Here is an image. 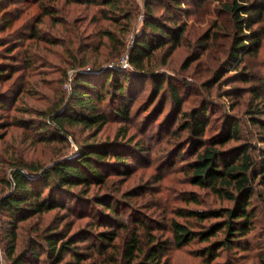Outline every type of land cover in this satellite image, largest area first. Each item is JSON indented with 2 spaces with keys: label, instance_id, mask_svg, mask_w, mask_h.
I'll return each instance as SVG.
<instances>
[{
  "label": "trees",
  "instance_id": "16d2710c",
  "mask_svg": "<svg viewBox=\"0 0 264 264\" xmlns=\"http://www.w3.org/2000/svg\"><path fill=\"white\" fill-rule=\"evenodd\" d=\"M2 1L9 0H0V3ZM82 1L102 6V19L113 26L124 23L119 37L129 31L135 0ZM155 1L145 0L144 35L133 43L128 56V69L86 68V59L74 56L72 67L76 70L72 74L67 100L62 95L54 104L40 111L18 107L17 113H24L28 118L0 124V129L17 126L30 133L27 139L31 141L36 135L38 142L66 140V128L76 125L99 131L110 117L128 118L133 102L144 91L143 81L147 79L151 82L149 106L158 98L160 102L165 100L164 103H170L171 115H178L180 119L176 130L171 133L179 141L175 152L179 147V151L187 145L192 147L193 159L186 165L187 180L194 186L210 190L227 201L229 206L178 211V215L192 219V222L186 224L169 220L171 239L166 240L154 233L146 216H133L129 204L121 202L129 197L130 192L122 193L119 201V196L109 192L90 196L94 185L105 189L108 182L104 168L126 165L128 156L114 150L110 152L105 144L85 145L76 156L54 160L49 165L13 158L10 153V158L0 163V191L8 187V191L0 197V215L1 220L3 218L1 230L4 218L10 230L6 234L8 242L5 247L9 264H168L166 256L170 247L180 249L193 242L204 243L197 254L205 262H210L221 251L240 249L242 238L254 229L258 215L264 223V120L258 118L262 112L258 108L247 112L250 124L256 128H250L246 136L242 134L241 121L226 115L216 132L204 137L209 124V103L204 101L197 108L182 111L183 99L176 82L167 74L148 68L154 51L168 45L178 47L185 31L184 24L171 23L174 20L171 18V6L175 12L185 11L181 8V0L165 2L162 18H158L152 10ZM6 2L0 10V33L12 25ZM47 2L54 4V0ZM73 3L81 2L73 0ZM46 5L42 17H52L51 22L57 24L55 7ZM223 8L232 22L227 58L236 62L246 56L257 55L262 45L257 25L263 20L264 0H232L223 4ZM40 20L29 29L27 39H39L36 26ZM100 34L112 45L117 42L114 31L104 30ZM17 35L14 38L0 36V81L11 79L15 70L11 61H22L19 51L26 37L22 36L25 34ZM123 37L118 42L120 48L123 47ZM213 37L211 30L204 35L200 45L203 52L210 47L206 43H212ZM54 39L44 42L52 44ZM101 46L100 38L96 49ZM23 55V67H32L35 63L33 56L27 49ZM194 60H198V56ZM162 63L164 66L165 62ZM241 76V81L249 80L246 73ZM219 78V73H216L213 82L218 83ZM208 84L204 83V86ZM257 90H253L254 98L263 102L264 87L260 88V93ZM9 104L8 96H0V108H7ZM252 139L254 143H263V147H256ZM110 159H113L112 162ZM6 166L11 168L9 180L5 178ZM126 208L129 209L128 220L122 214V209ZM55 209L60 211L58 222H64V226L44 228L35 238L29 239L26 248L16 253L17 223ZM81 219H86L84 225L75 227V221ZM67 220L69 222H65ZM39 244H44L41 256L37 251Z\"/></svg>",
  "mask_w": 264,
  "mask_h": 264
},
{
  "label": "rangeland",
  "instance_id": "374dc122",
  "mask_svg": "<svg viewBox=\"0 0 264 264\" xmlns=\"http://www.w3.org/2000/svg\"><path fill=\"white\" fill-rule=\"evenodd\" d=\"M167 1L170 0H157L153 4L152 10L158 18L164 16L163 5ZM231 1L181 0V8L185 11L176 12L171 6V18H174L171 23L184 24V35L178 47L168 45L155 50L148 65V68L167 74L176 82L183 99L182 111L197 108L204 101L209 103V124L205 138L216 132L221 119L226 115L241 121L240 128L245 136L250 128H256L250 124L248 111L258 108L262 112L258 118L264 120V97L261 102L253 94V90L264 87V16L257 25L260 27L262 40L257 55L232 62L226 55L232 34V22L231 17L223 10V4ZM4 2L6 1L0 3V10ZM80 2L77 4L73 0H54L52 5L55 7L57 24L51 22L52 17H42L44 5H51L47 0L6 2V10L11 12L9 18H12V25L0 33V36H29V29L37 20H41L36 26L39 39L31 40L26 37L19 51L22 61H11L15 68L11 79L0 81V96H8L10 101L7 108H0V124L28 118L24 113H17L18 107L40 111L54 104L62 95L67 100L72 74L76 70L72 67L74 56L77 59L85 58L86 68L95 66L128 69V56L133 43L144 35L142 27L145 20V0H135L134 17L129 31L121 35L124 36L121 48L118 44L121 38L119 30L124 23L119 22L118 26H113L111 22L102 19V6L89 1L86 4L82 0ZM104 30L114 31L117 37L115 44L112 45L106 38H102L100 32ZM210 30L214 37L212 43H206L210 47L203 52L200 45L204 41V35ZM100 38L102 46L96 49ZM46 39L54 40L49 44L44 42ZM26 49L35 61L30 68L23 67V52ZM195 56H198L196 61ZM162 62H165L164 66ZM216 73L220 75L218 83L213 82ZM245 73L249 80L244 82L240 79L241 74ZM143 83L144 91L133 102L128 118L123 120L110 117L99 131L76 125L66 128V140L38 142L36 135L31 141L27 139L29 132L17 126L0 129V163L6 162L12 153L13 158L20 157L27 162L49 165L54 160L76 156L85 145L105 144L110 152L114 150L128 156L126 165H108L104 168L108 183L103 190L98 185L92 186L90 196L109 192L119 196V201L122 193L130 192L129 197L121 202L129 204L133 209V216H146L155 234L170 240L169 220L186 224L192 222V219L178 215V211L220 208L229 206V203L210 190L189 183L186 165L193 159L192 147L188 148L187 145L182 151H179V147L175 152L179 141L171 134L176 130L180 119L178 115H171L170 103H164L165 100L160 102L158 98L149 106L151 82L144 79ZM159 103L160 109H157ZM252 142L254 143V139ZM254 144L256 147H263V143ZM177 153L179 154L175 157ZM4 169L5 178L9 180L11 168L6 166ZM7 191L8 187L2 188L0 197ZM123 210V217L128 220L129 209ZM59 213L55 209L19 221L15 230L16 253L26 248L29 239L35 238L44 228L57 225L62 228L64 222H58ZM85 220L75 221L74 226H83ZM3 224L4 228H0V264H9L5 247L8 242L6 234L10 230L5 218ZM240 245V249L221 251L213 261L205 262L197 254L204 243L193 242L180 249L170 247L166 259L168 264H264V223L260 215L257 216L254 229L242 238ZM43 247L44 244L37 246L40 256Z\"/></svg>",
  "mask_w": 264,
  "mask_h": 264
},
{
  "label": "built area",
  "instance_id": "2783aa9c",
  "mask_svg": "<svg viewBox=\"0 0 264 264\" xmlns=\"http://www.w3.org/2000/svg\"><path fill=\"white\" fill-rule=\"evenodd\" d=\"M2 224H1V218H0V228H1Z\"/></svg>",
  "mask_w": 264,
  "mask_h": 264
}]
</instances>
